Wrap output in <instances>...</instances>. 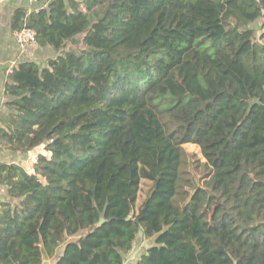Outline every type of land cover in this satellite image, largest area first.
Masks as SVG:
<instances>
[{
	"label": "trees",
	"instance_id": "16d2710c",
	"mask_svg": "<svg viewBox=\"0 0 264 264\" xmlns=\"http://www.w3.org/2000/svg\"><path fill=\"white\" fill-rule=\"evenodd\" d=\"M36 1L12 28L55 55L8 74L0 142L43 152L0 163V264H264V0Z\"/></svg>",
	"mask_w": 264,
	"mask_h": 264
},
{
	"label": "crops",
	"instance_id": "0c3cea01",
	"mask_svg": "<svg viewBox=\"0 0 264 264\" xmlns=\"http://www.w3.org/2000/svg\"><path fill=\"white\" fill-rule=\"evenodd\" d=\"M46 2L31 1V0H0V126H3L2 121L4 115L9 114L10 109L7 107L9 96L6 93L7 77L9 69H13L21 62L26 61L20 50L19 44L15 38L12 28V18L14 12L18 8H25L28 11L39 9L40 6L45 5ZM55 55V52L49 46L40 47L37 51L35 59L44 64L46 60ZM40 150H37L39 153ZM36 151H30L28 154L11 153L6 147L0 149V163L17 162L24 166L28 162V158ZM29 168V166H24ZM30 169V168H29ZM31 171V170H30ZM6 195V187L0 186V199ZM136 251L132 250L131 260L136 257ZM128 257V258H129ZM130 260V259H129ZM45 264V261H44Z\"/></svg>",
	"mask_w": 264,
	"mask_h": 264
},
{
	"label": "rangeland",
	"instance_id": "374dc122",
	"mask_svg": "<svg viewBox=\"0 0 264 264\" xmlns=\"http://www.w3.org/2000/svg\"><path fill=\"white\" fill-rule=\"evenodd\" d=\"M249 27L255 29V31L257 32V35H260L263 30H264V15L259 18L258 20L250 23ZM187 148L190 152H194L197 153L198 156L200 157L201 160H204L205 158L203 157L202 153H201V149L199 146L195 145V144H188ZM39 152H43V150H40ZM37 156H38V152H35L34 154H32L29 158H28V162H26L24 164V166H29V168H27L28 170L33 171V167L35 164V159L37 160ZM148 188V184L146 182L142 183V192L140 195V198H142V196L145 194L144 191L145 189ZM154 243L153 239L150 238H145L144 236L140 235L138 240L136 241L133 250L136 251V257L138 256V254H142L143 252H145L146 249H148L152 244ZM63 248L60 249V251L62 252ZM132 252V251H131ZM128 255V257L131 255ZM127 260H131V257L128 258ZM57 261V257L54 258H45V264H56Z\"/></svg>",
	"mask_w": 264,
	"mask_h": 264
},
{
	"label": "built area",
	"instance_id": "2783aa9c",
	"mask_svg": "<svg viewBox=\"0 0 264 264\" xmlns=\"http://www.w3.org/2000/svg\"><path fill=\"white\" fill-rule=\"evenodd\" d=\"M36 1V0H31ZM15 38L19 44L21 53L27 58H35L37 51L39 49V43L37 40V33L34 29L25 27L21 30H16L14 32ZM12 68L9 69V73ZM4 148V145L0 142V149ZM37 160L35 159V162ZM127 262V261H126ZM124 264H127V263Z\"/></svg>",
	"mask_w": 264,
	"mask_h": 264
},
{
	"label": "water",
	"instance_id": "95a60500",
	"mask_svg": "<svg viewBox=\"0 0 264 264\" xmlns=\"http://www.w3.org/2000/svg\"><path fill=\"white\" fill-rule=\"evenodd\" d=\"M254 102H256V101H254ZM254 102H253V103H254ZM102 222H103V220H101V221L99 222V224H101Z\"/></svg>",
	"mask_w": 264,
	"mask_h": 264
}]
</instances>
